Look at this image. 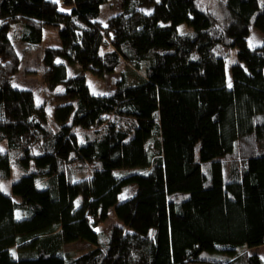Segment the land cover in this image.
I'll use <instances>...</instances> for the list:
<instances>
[{
    "label": "trees",
    "instance_id": "1",
    "mask_svg": "<svg viewBox=\"0 0 264 264\" xmlns=\"http://www.w3.org/2000/svg\"><path fill=\"white\" fill-rule=\"evenodd\" d=\"M112 1L0 0V264H264V0H122L98 21ZM15 23L33 44L61 27L44 51L60 125L12 86ZM87 70L121 77L95 95ZM78 241L95 247L68 255Z\"/></svg>",
    "mask_w": 264,
    "mask_h": 264
},
{
    "label": "rangeland",
    "instance_id": "2",
    "mask_svg": "<svg viewBox=\"0 0 264 264\" xmlns=\"http://www.w3.org/2000/svg\"><path fill=\"white\" fill-rule=\"evenodd\" d=\"M122 7V0H113L111 3L103 5L102 12L97 18L98 21L105 22L110 16L119 12ZM62 12H71V7L60 6ZM24 25L22 23H15L12 25L9 31V38L12 46L21 58V64L19 71L12 80V86L16 89L31 90L35 94L37 105L40 109L44 118L49 119L52 124L60 123L55 119V108L57 105L65 103L67 96H57V94H63L65 88L62 84L56 85L55 89L49 90L44 80L46 74V66L44 64V51L48 47L60 46L59 30L61 27H54L45 29L44 38L41 43L33 44L23 40ZM180 33H187L191 31V27L186 24L178 26ZM264 34L257 29H252L249 37V45L256 47L263 44ZM236 60V49L232 50V55L226 62L227 72L230 73L231 64ZM65 63L67 65L68 76L72 77L82 72L83 67L78 63H68L64 58H57L56 64ZM132 76L130 73L125 71L124 76ZM121 77V73H115L110 75L98 76L92 71H86V82L90 88L92 94L95 95H106L114 89V82ZM70 122V121H69ZM30 171L23 168H14L12 177L2 183V190L6 194L12 195L14 199H18L12 192V184L19 180L22 176L28 174ZM80 179L81 176L79 175ZM201 181V177L196 178L192 183L191 188ZM135 192V188H131L127 193L123 194L120 201L126 200ZM75 197V191H73L72 198ZM73 206L80 204V198L76 201H72ZM19 217H20V213ZM115 225H122V223L116 217L114 208L109 211V217L103 226L99 228L100 231L106 234L110 233V230ZM94 244L87 241H78L75 243L68 244L65 247V251L72 257H78L81 254L93 249ZM262 257H264V246L260 247L257 251Z\"/></svg>",
    "mask_w": 264,
    "mask_h": 264
},
{
    "label": "snow or ice",
    "instance_id": "3",
    "mask_svg": "<svg viewBox=\"0 0 264 264\" xmlns=\"http://www.w3.org/2000/svg\"><path fill=\"white\" fill-rule=\"evenodd\" d=\"M230 86V85H229Z\"/></svg>",
    "mask_w": 264,
    "mask_h": 264
}]
</instances>
